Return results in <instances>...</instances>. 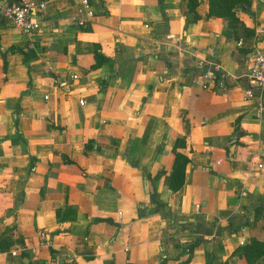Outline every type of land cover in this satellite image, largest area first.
<instances>
[{"label":"crops","instance_id":"1","mask_svg":"<svg viewBox=\"0 0 264 264\" xmlns=\"http://www.w3.org/2000/svg\"><path fill=\"white\" fill-rule=\"evenodd\" d=\"M44 1L25 35L4 16L17 0H0V264H241L240 242L264 236V88L245 95L263 5L235 9L249 34L208 0L195 21L188 0H88L86 24L82 0ZM95 43L109 60L92 69ZM199 61L228 75L203 88ZM183 136L191 161L172 192ZM153 189L169 215L150 211ZM198 237L186 262L177 239Z\"/></svg>","mask_w":264,"mask_h":264},{"label":"trees","instance_id":"2","mask_svg":"<svg viewBox=\"0 0 264 264\" xmlns=\"http://www.w3.org/2000/svg\"><path fill=\"white\" fill-rule=\"evenodd\" d=\"M253 0H208L209 11L208 15L213 17L223 18L228 21L229 27L235 29L240 25L244 32L253 34V30H250L244 27L239 18L236 16L235 9H240L243 12H246L250 15H253L251 10ZM264 7V0H258ZM198 4L197 0H188V21H195L198 18V15L195 12V8ZM94 63L91 65L92 69H96L106 63L109 58L105 57L100 52L99 44L95 43L94 45ZM107 81L103 80L100 82V88L103 89L107 86ZM188 142L185 136L178 137L172 147V152L174 154L173 165L171 168L170 174L166 177V183L168 188L172 192H177L184 185L185 181V172L187 165L190 163L191 158L189 155H185L179 151V149L186 148ZM161 175L159 173L155 177H148L151 181ZM151 199L155 203L154 208L150 211L152 213H167L169 206L166 203H162L157 200L156 192L153 189L151 194ZM254 210V222L255 228L258 230L264 229V198H260L259 202L252 208ZM67 211V210H66ZM57 216L61 217V210L57 211ZM167 215H169L167 213ZM172 218V217H171ZM174 219V217L172 218ZM176 219H174V222ZM244 225H248V218ZM253 230V229H252ZM251 230V231H252ZM61 231V230H59ZM203 242V238H196L192 242L186 244L185 246L177 245L178 250L181 255H186V262L191 258L194 249H196ZM10 246V243H7L3 237H0V250H6ZM235 255L239 256L241 264H258L260 260L263 259L262 264H264V236L252 235L245 243L240 245L234 252Z\"/></svg>","mask_w":264,"mask_h":264},{"label":"built area","instance_id":"3","mask_svg":"<svg viewBox=\"0 0 264 264\" xmlns=\"http://www.w3.org/2000/svg\"><path fill=\"white\" fill-rule=\"evenodd\" d=\"M45 8L44 0H17L15 4L6 5L4 7V16L11 25L25 35H30L40 27V20L34 17L36 11H42ZM78 12V23L86 24L94 16V10L88 0H82L77 8ZM241 45V41L238 42ZM28 47H32L29 44ZM207 64L204 61H199L198 66L205 68ZM228 74L224 72L221 65L218 63L209 64L207 68L201 73L202 83L201 86L206 88L209 82L213 79H224ZM77 76L72 75V78ZM247 80L251 85V88L245 90V95L247 97H253L254 93L252 87L264 88V50L255 49L251 54V65L247 72ZM53 82L55 84L59 83L58 78H54ZM46 96H44L45 98ZM83 103V101H80ZM262 162L258 163V167H262ZM198 208V205H196ZM180 246H185L188 243H182L180 238L177 239ZM242 245L243 242L241 241ZM15 254L14 251H12ZM1 254V250H0ZM76 264V263H73Z\"/></svg>","mask_w":264,"mask_h":264},{"label":"water","instance_id":"4","mask_svg":"<svg viewBox=\"0 0 264 264\" xmlns=\"http://www.w3.org/2000/svg\"><path fill=\"white\" fill-rule=\"evenodd\" d=\"M4 1V0H3ZM3 5V4H2Z\"/></svg>","mask_w":264,"mask_h":264}]
</instances>
